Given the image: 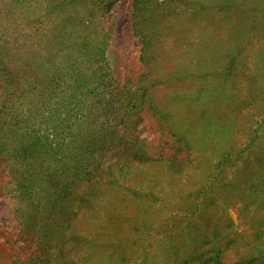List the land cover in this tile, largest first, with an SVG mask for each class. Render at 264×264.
Instances as JSON below:
<instances>
[{"label": "rangeland", "instance_id": "1", "mask_svg": "<svg viewBox=\"0 0 264 264\" xmlns=\"http://www.w3.org/2000/svg\"><path fill=\"white\" fill-rule=\"evenodd\" d=\"M109 109L184 149L85 152ZM197 241L264 264V0H0V264H182Z\"/></svg>", "mask_w": 264, "mask_h": 264}, {"label": "trees", "instance_id": "2", "mask_svg": "<svg viewBox=\"0 0 264 264\" xmlns=\"http://www.w3.org/2000/svg\"><path fill=\"white\" fill-rule=\"evenodd\" d=\"M225 2H227V0L225 1L223 0V3ZM197 4H198L197 6L202 8V10H204L205 12L208 10V6L203 5V3H200V1ZM212 7L214 6L212 5L210 8ZM177 31L178 30H174V32H176L174 35H172L173 34L172 31L162 33L163 38L161 39V42L158 44L157 47L163 50L165 49L166 46H170V45L172 46L174 44L180 45V43H182L181 42L182 34H180V32ZM144 48L142 43V50L144 49L145 51L144 53H146L147 50H149L146 48V43H144ZM178 81H181V79H179ZM139 90L140 87H137L136 91ZM104 101H106V99H104ZM183 107H186V102H184ZM125 116L128 115L127 114L122 115L121 113H118L116 109H112V110L109 109L107 118L100 125L104 128L101 129V131L97 135H95L96 136L95 138H93L92 140L89 141V143L86 144V146L84 147L85 152L90 153L92 155L93 153L100 154L101 152L102 153L110 152L111 154H116L117 152L122 150L124 154H128V156H130L132 159H135V161L148 163L150 161L159 160L162 157L163 153L165 152L166 147L168 150H173L171 153H167L166 156L164 157L167 160H169L170 157H173L174 154L177 153L178 151L184 149L185 143L183 142L182 144V142L180 141L182 137L180 138L176 136L175 133L173 132L171 133L168 127L164 131L165 138L166 137L172 138V141L170 142L172 146L168 145L167 138L166 141H162L163 144H159L154 148H152L153 145H146L145 143H139L136 140L137 136L135 134L136 131L138 133V130H136V128L133 127V123H130L131 130H128V128L126 127V119H124ZM111 121H114V124H110ZM118 122H123L122 124L125 127L124 130L121 131L120 129L119 130L115 129V126L116 124H118ZM119 131L122 133V137L119 139V142H117L115 136L119 134ZM100 136L101 138H103V141L101 143H98L99 140L98 137ZM104 138H106L108 142L104 141ZM175 144L176 146H174ZM83 155L84 154L78 155L74 158L73 162L75 163V166L77 163L82 162ZM96 157L98 156H95L94 158ZM170 162L171 164H173V160H170ZM75 166H73L72 169L74 168L76 170ZM177 169L179 168L176 167V170ZM74 174H77V172H75ZM53 185H56V183L54 182ZM120 227H123V225ZM89 242L91 246L99 247L100 250L102 247L105 248L106 246H108L107 244L96 243L91 239L89 240ZM199 244H201L199 241L194 242L193 246H191V253H187V252L183 253L184 255L178 257L177 262H179L182 256H184V258H182V264H215V261L218 258V251H216L215 254V250L209 248L211 250L210 255H207L206 252L204 254L203 252H201V248H200L201 246ZM83 245H85V243H83ZM129 245L132 246V243H129ZM112 249L116 250V248L114 247ZM174 251L175 252L173 255L180 254L178 253V250H174ZM102 252L104 253V251ZM118 253H120V251L115 253L114 256H109V258H113L112 260L110 259L111 264H117L119 262L117 257ZM38 262L40 261L38 260ZM140 263L144 264L145 262L140 261Z\"/></svg>", "mask_w": 264, "mask_h": 264}]
</instances>
